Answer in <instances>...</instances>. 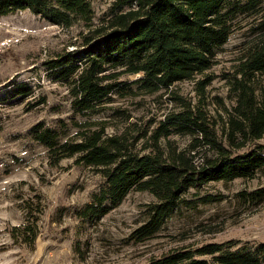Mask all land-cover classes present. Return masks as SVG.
I'll use <instances>...</instances> for the list:
<instances>
[{"label":"trees","instance_id":"obj_1","mask_svg":"<svg viewBox=\"0 0 264 264\" xmlns=\"http://www.w3.org/2000/svg\"><path fill=\"white\" fill-rule=\"evenodd\" d=\"M19 10L62 28L85 29L71 41L72 49L55 50L41 62L46 76L65 87L71 114L53 124L39 121L28 130L46 149L51 165L74 157V163L99 174L87 201L74 211L79 221H98L130 191H146L154 200L143 204L142 220L128 234V240L144 242L180 209L218 199L212 194L185 198L190 190L264 175V86L256 81L264 74V0H114L110 16L100 24L93 22L90 0H0V15ZM247 18L249 37L218 74L228 84L231 108H225L224 126H216L205 89L216 76L211 69L218 52ZM187 80L194 84V97L176 90ZM7 91L25 97L32 86L16 82ZM155 93L166 95L171 108L142 127L130 112L121 113L112 126L88 118L105 110L113 94ZM43 102L44 97L36 104ZM108 127L115 130L108 133ZM172 135L187 136V145L176 147ZM236 197L242 204L258 205L264 201V186L242 189ZM31 207L26 208L30 217L8 230L14 242L29 247L41 211ZM150 264H264V241L177 246Z\"/></svg>","mask_w":264,"mask_h":264},{"label":"rangeland","instance_id":"obj_2","mask_svg":"<svg viewBox=\"0 0 264 264\" xmlns=\"http://www.w3.org/2000/svg\"><path fill=\"white\" fill-rule=\"evenodd\" d=\"M113 1L90 0L93 22L100 24L110 16ZM248 22V18L238 22L211 69L216 76L205 90L207 108L216 126H224L225 108H231L228 84L218 74L230 66L239 45L249 37ZM80 32L85 29L78 25L62 28L29 10L0 15V264H150L152 258L177 246L229 239L264 241V201L242 204L236 197L242 189L263 187V174L211 182L200 190H190L185 198L212 194L218 199L198 203L193 209H180L156 236L144 242L128 240V234L142 220L143 204L154 200L146 191H130L98 221L81 222L76 218L74 211L87 201L88 193L100 180L99 174L74 163V157L51 165L46 149L29 136L28 130L39 121L53 124L57 118L71 114L65 87L46 76L41 62L55 50L72 49L70 43L79 40ZM135 77L130 75L129 79ZM256 81L264 86V74ZM16 82L29 83L32 92L11 97L7 90ZM176 90L186 98L195 95L190 80L177 83ZM42 97L45 102L36 104ZM111 98L105 110L88 118L108 120L112 126L121 113L130 112L131 119L142 127L147 119L158 118L171 108L167 96L159 93L113 94ZM114 130L107 128L108 133ZM170 139L178 148L188 143L187 136L172 135ZM140 144L138 141L136 147ZM29 206L41 208L32 247L14 242L8 231L30 217Z\"/></svg>","mask_w":264,"mask_h":264}]
</instances>
